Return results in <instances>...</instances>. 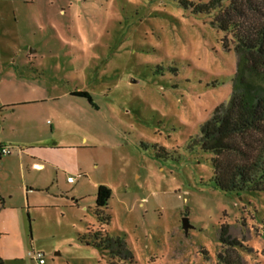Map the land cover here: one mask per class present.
Wrapping results in <instances>:
<instances>
[{
    "label": "rangeland",
    "instance_id": "1",
    "mask_svg": "<svg viewBox=\"0 0 264 264\" xmlns=\"http://www.w3.org/2000/svg\"><path fill=\"white\" fill-rule=\"evenodd\" d=\"M211 21L177 0H0L1 96L39 99L17 118L60 147L55 170L28 175L54 184L35 195L44 206L11 201L0 213L3 264H38L33 251L46 264H109L83 241L101 225L136 264H221L224 226L252 250L239 249L245 264H264V193L219 190L197 144L236 73ZM102 185L112 192L108 224L96 215Z\"/></svg>",
    "mask_w": 264,
    "mask_h": 264
},
{
    "label": "trees",
    "instance_id": "2",
    "mask_svg": "<svg viewBox=\"0 0 264 264\" xmlns=\"http://www.w3.org/2000/svg\"><path fill=\"white\" fill-rule=\"evenodd\" d=\"M177 2L197 18H212L211 25L225 34L224 49L233 51L237 61L229 101L214 110L201 126L197 140L201 150L211 155V181L225 193H264V0ZM72 95L92 102L86 92ZM111 198L110 188H98L96 215L100 224L110 221L105 210ZM228 229L229 226L221 229L220 240L227 248L219 254V261L245 264L239 249L252 250L242 241L231 239ZM88 237L83 241L107 252L109 264L115 260L136 264L125 243L119 238L110 239L102 225L89 230Z\"/></svg>",
    "mask_w": 264,
    "mask_h": 264
},
{
    "label": "crops",
    "instance_id": "3",
    "mask_svg": "<svg viewBox=\"0 0 264 264\" xmlns=\"http://www.w3.org/2000/svg\"><path fill=\"white\" fill-rule=\"evenodd\" d=\"M1 92L7 93V87L2 81L0 82V148L10 146L13 152L9 156H0V213L5 211L11 201H18L17 206L23 211H28L31 206H44L41 205L43 203H39L35 195L46 191L48 193L54 186V184H28V175L32 170L46 172L48 167L55 170L53 164L59 157L60 147L57 139H47L35 128L31 130L25 122L17 118L19 107L38 103L39 99L29 101L31 103L7 102L1 96ZM53 132L52 130L51 135ZM80 138L81 145L88 144L86 136ZM4 178L8 181L6 185L3 183ZM76 181L69 185L76 184Z\"/></svg>",
    "mask_w": 264,
    "mask_h": 264
},
{
    "label": "built area",
    "instance_id": "4",
    "mask_svg": "<svg viewBox=\"0 0 264 264\" xmlns=\"http://www.w3.org/2000/svg\"><path fill=\"white\" fill-rule=\"evenodd\" d=\"M13 152L12 147H2L0 148V156H9ZM76 177L69 176L67 178L68 183H75ZM33 260H35L38 264H46L45 255L41 252L33 251L31 254Z\"/></svg>",
    "mask_w": 264,
    "mask_h": 264
},
{
    "label": "water",
    "instance_id": "5",
    "mask_svg": "<svg viewBox=\"0 0 264 264\" xmlns=\"http://www.w3.org/2000/svg\"><path fill=\"white\" fill-rule=\"evenodd\" d=\"M182 223H183V228L185 230V232H188L189 229L191 228V225H190V222H189V219L187 217H184L182 219Z\"/></svg>",
    "mask_w": 264,
    "mask_h": 264
}]
</instances>
